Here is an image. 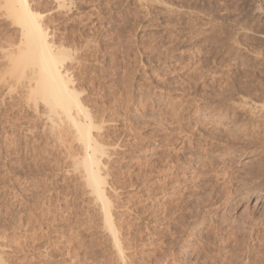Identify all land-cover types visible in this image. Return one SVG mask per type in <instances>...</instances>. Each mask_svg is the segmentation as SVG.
Returning a JSON list of instances; mask_svg holds the SVG:
<instances>
[{
	"label": "rangeland",
	"instance_id": "1",
	"mask_svg": "<svg viewBox=\"0 0 264 264\" xmlns=\"http://www.w3.org/2000/svg\"><path fill=\"white\" fill-rule=\"evenodd\" d=\"M30 4L98 120L127 264H264V0ZM5 10L0 0V264H121L70 166L79 145L54 138L5 75L21 39Z\"/></svg>",
	"mask_w": 264,
	"mask_h": 264
},
{
	"label": "bare ground",
	"instance_id": "2",
	"mask_svg": "<svg viewBox=\"0 0 264 264\" xmlns=\"http://www.w3.org/2000/svg\"><path fill=\"white\" fill-rule=\"evenodd\" d=\"M55 1L59 4V8L64 7L66 4L70 5V3L72 2V0H55ZM3 2L6 5V10L4 11L3 16L7 20L11 21L13 26H16L17 28H19L20 37H21L20 44L18 45V47L15 46V48H14V47H12L13 44H11L12 46H10V48L12 47L13 50L9 49L10 50L9 52L6 50L8 54H11L14 51H16L17 52V56L13 57V58H11L9 60L10 68L8 69V71H7V73L5 75H8L9 76L8 78H10L11 80L15 81L16 84H14V86H16V88L17 87H22L24 89H29L30 90L29 98H30V100L32 101V103L34 105L36 112H38L40 106H42L44 108L45 113H44L43 117H45V119L47 121V124L50 127V131L49 132H51V134L54 136V138L56 137V139H58V141H61V142L64 141V140H67V138H68V139H71L72 145H73L74 142H76L79 145V149H77V150H79L78 151V153H80L79 155H76V152L73 154L74 150L73 151L71 150L72 151L71 154H70L71 156H69V158H71L70 159V162H71L70 166L72 167L73 172H76V174H78L80 176V181H81V183L84 184L83 186L86 188V190H87L86 192L89 195V198H92V200L90 199L92 204L96 205V208L98 207V211L102 215V220H103V225H104V227L103 226L102 227L104 229H106L108 234L110 235L111 241L113 243V247L116 250V254H117L119 260L122 262L121 264H127L129 262L126 260V256L127 255H125V250H124V247H123L122 238H121V232H120L121 231L120 228L123 227L124 224L121 225L123 223V220H122V222L120 221L121 224H119V220L118 219H120V215L119 214H118L119 216L117 215V212L115 210L116 207L113 205L115 203H112V200H111V194L112 193L110 192V189H111L112 186L110 187V185H112V184L109 185L108 181H107V177H109L108 174L110 175V173L106 174L105 166H106L107 163H105V161L109 157V153H108L109 151L104 148V145L103 146L101 145L102 142H100V140L98 139V137H97L98 134L94 133V131H96V129L100 130V127H98L96 125V122L98 120L95 122V118H92L93 116H91V114L89 113L88 109L84 106L85 104L82 103L83 101L80 98L82 93L80 94V92L77 91L75 82L73 81L74 79H72V77H71V75L69 73V70H68L69 68H67L68 66L66 67V61L68 59L71 60L72 58H71L70 55H68L67 50L65 48L61 47V45L59 46V45L55 44L53 39H51L48 30L44 27V25H43V23L41 21V18H42L41 14H39L36 11L33 10V8L31 7V4H30V0H3ZM0 83H2V82H0ZM12 90L13 89H11L10 92H12ZM247 106H249V105H247ZM261 108L264 109V106H261ZM255 109L257 111L256 107H255ZM262 109L260 110V113H261V111H263ZM216 113L214 111H212L208 115V117H210V119H216L217 118L216 117ZM183 114H184V112H183ZM214 115H215L216 118H214ZM251 115H253V114H251ZM177 125H179V124H177ZM209 133H211V132H209ZM213 138H215V137H213ZM247 140H248V138H247ZM229 141H231L230 138H229ZM251 141H252V139H251ZM59 144H61V143L59 142ZM63 146H64V144H63ZM215 146H217V145H215ZM71 147H70V149H72ZM67 148L69 149L68 146H67ZM66 152H67V150H66ZM64 155H65V153H64ZM70 166H67V167L69 168ZM215 167H217V166H215ZM70 171H71V169H70ZM108 171L109 170H107V172ZM210 172H211V170H210ZM221 172H222V170H221ZM210 174H212V173H210ZM106 175H107V177H106ZM203 186H205V185H203ZM213 187H214V185H213ZM216 187H217V184H216ZM113 191H115V190H113ZM210 193H211V191H210ZM217 195H219V194H217ZM228 197H230V196H228ZM147 201H148V199H147ZM212 201H214V200H212ZM92 204H90V205H92ZM94 212L96 213V210ZM118 213H119V211H118ZM91 218H93V217H91ZM124 218H126V217H124ZM211 220H212V218H211ZM146 222H148V221H146ZM133 224H134V222H133ZM128 226H131V225H128ZM133 228H134V226H133ZM209 229H212V227L209 228ZM147 230H149V229H147ZM132 231H134V230H132ZM252 231L253 230H250V232H252ZM213 232L215 233V231H213ZM257 236H258V234H257ZM87 247H86V249H87ZM120 261H118V262H120ZM162 261H163V259H162Z\"/></svg>",
	"mask_w": 264,
	"mask_h": 264
}]
</instances>
